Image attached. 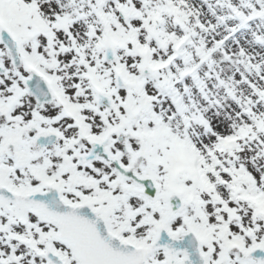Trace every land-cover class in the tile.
<instances>
[{
  "label": "snow or ice",
  "instance_id": "snow-or-ice-1",
  "mask_svg": "<svg viewBox=\"0 0 264 264\" xmlns=\"http://www.w3.org/2000/svg\"><path fill=\"white\" fill-rule=\"evenodd\" d=\"M0 264H264V0H0Z\"/></svg>",
  "mask_w": 264,
  "mask_h": 264
}]
</instances>
